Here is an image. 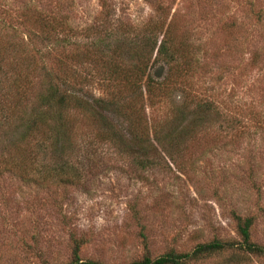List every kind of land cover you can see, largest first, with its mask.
I'll use <instances>...</instances> for the list:
<instances>
[{
  "label": "rangeland",
  "instance_id": "rangeland-1",
  "mask_svg": "<svg viewBox=\"0 0 264 264\" xmlns=\"http://www.w3.org/2000/svg\"><path fill=\"white\" fill-rule=\"evenodd\" d=\"M108 1V20L124 37L139 40L151 21L162 28L153 31L159 41L170 22L188 69L175 67L166 85L142 92L135 130L145 142L125 136L123 150L100 144L93 123L76 113L59 141L65 150H51L43 136L28 150H10L18 122L0 123V264H68L75 248L79 260L98 264L189 253L212 240L238 242L234 216L252 219L249 240L264 248V0ZM104 15L99 0H0V40L24 46L30 39L49 50L54 39L58 48L69 39L46 68L80 63L83 86L101 91L96 75L110 65L94 61L89 45ZM118 66L121 74L129 69ZM46 68L31 81L21 113L36 110ZM147 72L154 83L167 75L161 65ZM123 81L111 83L123 92ZM7 95L13 104L15 92ZM28 157L29 177L4 165ZM61 165L76 173L65 185L53 179ZM185 264H264V253L223 250Z\"/></svg>",
  "mask_w": 264,
  "mask_h": 264
},
{
  "label": "trees",
  "instance_id": "trees-1",
  "mask_svg": "<svg viewBox=\"0 0 264 264\" xmlns=\"http://www.w3.org/2000/svg\"><path fill=\"white\" fill-rule=\"evenodd\" d=\"M99 3L101 14H105L104 26L94 32L89 47L94 49V54L91 55L94 57V61L96 57L104 64L110 65L103 76L95 74L105 85L101 91L83 86L80 63L77 64L78 66L68 67L63 62L58 73H53L46 68L44 60L48 59L54 52L64 50L63 47L69 44L67 41L69 39H63L61 43L63 47L61 48L55 46L54 39V47L49 50H42L38 47L39 45L31 43L30 39L27 41L30 46L28 43L23 46L16 44L15 41L0 40V123H3L2 121L10 122L12 118L18 122L15 126L18 128L14 129L12 134L8 133L11 134L7 138V146L10 150H20L21 144H23V150H28L30 141L40 136H43L46 142H50L51 150H65L59 141L62 138L66 139L69 133L68 129L74 121L73 117L76 116L75 113L93 123L97 135V138H94L99 143L101 142L100 144H110L117 150H123L126 145L124 143L125 136L131 137L132 140L140 144L145 142L142 137L139 138L135 130V126L144 111V106L141 104L142 92L149 94L150 88L154 84L156 87L166 85L168 78L177 73L174 71L175 67L186 72L188 65L184 60H181L183 51L178 50L177 45L173 43L170 22L166 25L159 41L154 36L153 31L157 32L158 29V32H161L162 28L157 22L151 21L148 22L149 24L143 31H140L142 37L139 40H137L135 33H132L134 38L130 36V33L129 36L124 37L118 28L119 26L112 28V21L110 18L108 20V12L111 7L109 1L99 0ZM115 36L120 39V42H115L111 46V40ZM45 41L47 42L48 39ZM123 45H132L130 46L131 50L126 49L128 53L124 52L122 50ZM122 62H128L129 65L128 71H122L125 75L121 74L120 69H118V65ZM158 65L163 67L167 75L163 79L165 82L154 83L147 70ZM36 68H38L37 71H35ZM43 68H46L47 72L41 76L40 92L36 93V101L34 102H37V108L32 112H25L24 110V113H21L20 108L26 107L21 104L22 100L25 101V95L32 96L33 94L30 89L31 81ZM119 78L124 79L123 82L126 85L123 92L116 90L115 85L111 83L116 82ZM4 81L7 83L4 84ZM3 86L7 91L4 92V89H1ZM8 90L15 92L13 95L16 97L15 102L11 105L5 103L9 99ZM95 91H98L97 95L94 94ZM124 94L126 95L123 96ZM95 96L97 97L95 98ZM115 127L118 128L117 131ZM122 132H124L123 135H121ZM43 133L44 135H42ZM151 139L159 143L156 132L153 133ZM37 147L39 149L44 148V146L40 147V144ZM70 147L71 145L69 149ZM146 150H149L147 146ZM22 159L24 158L22 157ZM27 159L26 165H24L26 162L22 160L16 165L12 159H9L10 163L7 161L4 165L14 167L21 172V175L29 177L27 172L31 171V167L28 169V166L31 165V159L29 157ZM64 165L60 166L61 168L56 174L52 173L53 179L63 185L70 183V179L76 178V173ZM43 177L46 179L47 176L44 175ZM234 217L238 242L212 240L205 244L196 245L189 253L168 252L154 259L142 258L132 264H185L187 261L219 253L223 250H241L256 255L264 253V248L252 244L249 240V227L252 219ZM76 251L77 248L72 251V260L68 264H98L92 261L79 260Z\"/></svg>",
  "mask_w": 264,
  "mask_h": 264
}]
</instances>
